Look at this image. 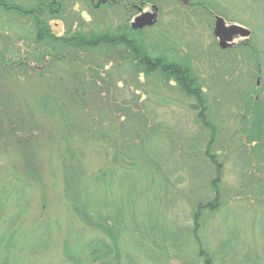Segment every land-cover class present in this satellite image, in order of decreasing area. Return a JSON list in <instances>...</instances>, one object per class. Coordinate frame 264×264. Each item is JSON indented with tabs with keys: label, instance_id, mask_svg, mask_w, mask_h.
<instances>
[{
	"label": "trees",
	"instance_id": "1",
	"mask_svg": "<svg viewBox=\"0 0 264 264\" xmlns=\"http://www.w3.org/2000/svg\"><path fill=\"white\" fill-rule=\"evenodd\" d=\"M140 1L156 5L161 16L171 7L169 19L141 31L131 29L137 14L132 6ZM190 1L189 8L177 0H0L2 78L17 81L34 69L43 76L53 65L67 66L49 83L53 98L37 104L35 111L64 115L68 128L60 138V172L68 210L80 228L63 250V264H138L134 251L157 264L223 261L225 249L210 248L201 232L226 202L222 164L232 160L244 169L250 163L249 141L264 144V111L254 98L263 65L253 35L220 50L208 13L220 15L218 8L209 1ZM206 30L212 49L207 76L198 64L201 44L196 45ZM60 90L68 104L54 97ZM74 106L87 118L95 108L115 118L113 135L97 129L111 150L110 170L88 174L80 142L96 138L71 122ZM4 107L6 132L0 134L38 132V122L28 117L30 108ZM24 112L28 129L19 121ZM6 177L0 212L22 201L15 193L17 181ZM240 181L241 193L231 196L264 195L260 178ZM176 206L187 213L189 223L177 225L167 217ZM127 236L133 239L130 253ZM19 238L0 234V264H20ZM31 238L27 241L33 247L38 238Z\"/></svg>",
	"mask_w": 264,
	"mask_h": 264
},
{
	"label": "rangeland",
	"instance_id": "2",
	"mask_svg": "<svg viewBox=\"0 0 264 264\" xmlns=\"http://www.w3.org/2000/svg\"><path fill=\"white\" fill-rule=\"evenodd\" d=\"M193 1L200 2V0ZM205 1H209L218 8L221 18L227 24L241 26L252 33L251 37L252 35L255 37L259 46V59L263 66L259 71L260 77L256 86L258 91L254 98L258 103L260 101L258 106L260 110L264 111V0ZM170 8H165V10L169 12ZM200 35L199 42H196V45L201 44L202 49L197 56L198 64L205 69L207 76L209 71L206 62L207 57L211 56V39L207 30ZM190 38L189 41L194 40L192 37ZM240 42L244 41H234L235 44ZM18 46L20 45H14L12 48H18ZM192 52L190 51V53ZM11 54L16 56L18 53L11 51ZM65 69H67L66 65H53L48 70L49 72L43 75L45 78L41 76L38 69H34L28 73L29 75L17 81L4 79L0 76V132H6V127L2 128L5 126L3 122L6 111L4 106L7 105H15L14 110L24 106L30 108L28 117L36 119L39 129L38 132L33 131L31 135L26 136H18V132L0 134V189L5 185L6 176H11L9 179L11 182L17 181L15 193L22 199L18 205H11L8 209L4 208L0 212V234H14L20 237L19 246L20 249H23L17 254L20 264H63V250L73 244L78 231L77 227L80 228L68 210L60 172V156L63 152V143L60 138L63 131L68 130L65 128V117L64 115L37 114L35 112L37 104L46 98H53L49 95V90L52 88L49 86L57 81L56 77H61ZM218 87L224 90L223 86L218 85ZM67 88L68 86H66ZM66 89L63 88L65 93H67ZM63 91L60 90V95L54 97L68 104L63 97L66 96ZM24 110L25 107L22 111ZM25 112L19 120L22 122V126L27 123ZM70 112L74 113L71 122L80 126V129L86 127L96 138V140L80 142L84 153L82 163L86 166L88 174L99 170L108 171L113 168V165L110 164L111 150L101 140L97 129L104 130L105 136L113 135L117 124L115 118L108 112L102 114L95 108L89 117L92 120L91 123L83 111L75 106L70 108ZM177 112L182 113L179 110ZM261 119L260 126L264 129V114ZM26 128L28 129V125ZM20 141L23 142L20 143ZM249 142L247 150L250 155V163L248 167L241 169L243 164L232 165L235 163L232 160H228L226 165L222 164L221 194L226 202L220 206L219 212L215 213L213 218L204 223L201 232L210 248H214V250L223 248L226 251L222 256L223 261L215 260L217 261L215 264H264V195L262 197L241 194H239L241 197L231 196L234 192L241 193L239 191L244 182H241L240 179L247 183L248 177L256 176L264 183L263 141L258 144L255 140ZM252 153H254L253 156H251ZM31 165L34 167H29ZM195 172L202 176L200 170L194 169ZM115 173L119 174L118 171ZM183 211L181 206H176L175 209L168 212L167 217L173 218L177 225L180 223L185 225L189 223V219L187 213H183ZM25 236H29L28 238L31 239L38 238V241L36 239L38 244L31 247ZM85 236L88 237V234L86 233ZM127 237L125 238L127 243L125 248L127 253H130L133 252V239ZM71 239L72 241H70ZM146 256L143 251L133 252V257L139 262L138 264H157Z\"/></svg>",
	"mask_w": 264,
	"mask_h": 264
},
{
	"label": "water",
	"instance_id": "3",
	"mask_svg": "<svg viewBox=\"0 0 264 264\" xmlns=\"http://www.w3.org/2000/svg\"><path fill=\"white\" fill-rule=\"evenodd\" d=\"M183 4H187V0H182ZM153 11H157L153 8ZM157 21L156 13H140L131 23V29L142 30L146 27H151ZM213 35L218 40V47L221 50H225L231 47V42L237 36L244 39L250 36V32L240 26H226L224 20L221 17H216L213 27Z\"/></svg>",
	"mask_w": 264,
	"mask_h": 264
},
{
	"label": "bare ground",
	"instance_id": "4",
	"mask_svg": "<svg viewBox=\"0 0 264 264\" xmlns=\"http://www.w3.org/2000/svg\"><path fill=\"white\" fill-rule=\"evenodd\" d=\"M180 4H182L183 6H185V7H191L193 4H192V2L190 1V0H187L188 1V3L187 4H183L182 3V0H177ZM91 2L92 3H94L95 2V0H91ZM97 3V2H96ZM99 3V2H98ZM143 4H146V8H149L150 9V11H148L147 13H156L157 14V21L154 23V25L153 26H151V27H146V28H144V29H147V28H152V27H154L155 25H157L158 24V22H159V20L161 19V20H163L164 21V19H169L168 18V11H165L164 13H162V16L160 15V13H159V9H158V7L156 6V5H153L152 3H144L143 1H140L139 2V4H137V5H133L132 7L135 9V10H137V14L139 13V12H141L142 11V8L143 7H145V6H142ZM153 8H156V10L157 11H153ZM136 14V16L134 17V18H136L138 15ZM217 17H219V16H217ZM133 18V19H134ZM144 29H142V30H144ZM136 31H141V30H136ZM249 31V30H248ZM250 32V31H249ZM251 32H250V37H251ZM241 43V42H240Z\"/></svg>",
	"mask_w": 264,
	"mask_h": 264
},
{
	"label": "flooded vegetation",
	"instance_id": "5",
	"mask_svg": "<svg viewBox=\"0 0 264 264\" xmlns=\"http://www.w3.org/2000/svg\"><path fill=\"white\" fill-rule=\"evenodd\" d=\"M208 10V9H207ZM148 11H150V9L148 8H145V7H143L142 8V13H146V12H148ZM141 12H139L137 15H139ZM208 13H209V15L211 16V18H212V22L214 23V21H215V18L217 17V16H219V17H222L221 16V14L220 15H218V14H216V13H214L213 11H209L208 10ZM224 20V19H223ZM226 22V21H225ZM227 24V23H226ZM227 25H229V24H227ZM237 40H244V39H242L241 37H239V36H237L236 38H234V40H233V43L232 44H234V41H237ZM216 43H217V40H216ZM235 45V44H234ZM223 51H225V50H223ZM227 164V163H226ZM225 163H224V165H226ZM237 164H242V163H233L232 165H237Z\"/></svg>",
	"mask_w": 264,
	"mask_h": 264
}]
</instances>
